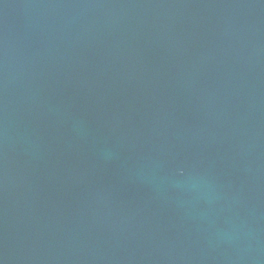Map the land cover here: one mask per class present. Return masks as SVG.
Listing matches in <instances>:
<instances>
[{"label":"water","instance_id":"water-1","mask_svg":"<svg viewBox=\"0 0 264 264\" xmlns=\"http://www.w3.org/2000/svg\"><path fill=\"white\" fill-rule=\"evenodd\" d=\"M0 264H264V0H0Z\"/></svg>","mask_w":264,"mask_h":264}]
</instances>
